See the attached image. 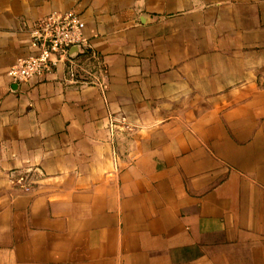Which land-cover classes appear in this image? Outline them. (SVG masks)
<instances>
[{
    "label": "crops",
    "instance_id": "crops-1",
    "mask_svg": "<svg viewBox=\"0 0 264 264\" xmlns=\"http://www.w3.org/2000/svg\"><path fill=\"white\" fill-rule=\"evenodd\" d=\"M70 10L104 72L12 83ZM0 264H264V0H0Z\"/></svg>",
    "mask_w": 264,
    "mask_h": 264
},
{
    "label": "built area",
    "instance_id": "built-area-1",
    "mask_svg": "<svg viewBox=\"0 0 264 264\" xmlns=\"http://www.w3.org/2000/svg\"><path fill=\"white\" fill-rule=\"evenodd\" d=\"M84 26L81 15L72 10L51 12L36 20L28 31L29 45L33 52L8 68L6 74L11 82L18 84L41 77L62 61H66V70L71 76L81 72L79 68L87 75L94 74L96 70L104 72L96 54L88 48V40L83 34ZM75 45L79 46L77 56L88 52L85 61L76 60L77 56H69L70 48ZM96 83L103 85L100 81Z\"/></svg>",
    "mask_w": 264,
    "mask_h": 264
},
{
    "label": "water",
    "instance_id": "water-1",
    "mask_svg": "<svg viewBox=\"0 0 264 264\" xmlns=\"http://www.w3.org/2000/svg\"><path fill=\"white\" fill-rule=\"evenodd\" d=\"M78 53H79V46L78 45L71 47L69 50V56L72 58L77 56ZM33 171H35V169H29L28 170V172H33ZM14 174H18V173L17 172H11V175H14Z\"/></svg>",
    "mask_w": 264,
    "mask_h": 264
},
{
    "label": "trees",
    "instance_id": "trees-1",
    "mask_svg": "<svg viewBox=\"0 0 264 264\" xmlns=\"http://www.w3.org/2000/svg\"><path fill=\"white\" fill-rule=\"evenodd\" d=\"M88 55V52L81 54L79 57L76 58V60L85 61L88 58ZM89 64L92 65L93 63L90 61Z\"/></svg>",
    "mask_w": 264,
    "mask_h": 264
}]
</instances>
